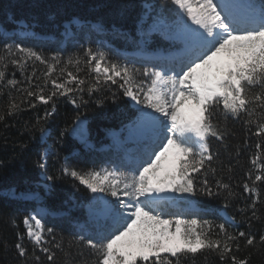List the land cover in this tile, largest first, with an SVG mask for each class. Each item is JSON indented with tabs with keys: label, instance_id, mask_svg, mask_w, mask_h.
<instances>
[{
	"label": "snow or ice",
	"instance_id": "1",
	"mask_svg": "<svg viewBox=\"0 0 264 264\" xmlns=\"http://www.w3.org/2000/svg\"><path fill=\"white\" fill-rule=\"evenodd\" d=\"M117 7L123 12L129 5ZM165 11L174 15L171 23ZM236 12L243 14L246 26H240ZM75 22L76 18L69 23ZM145 25H148L147 31ZM93 27L98 29L100 25ZM136 29L146 37L153 32L169 39L179 36L186 44V51L172 66L162 65L158 69L155 65L136 68L134 64H119L109 61L104 52L91 47L85 50V63L95 73L87 93L91 96L109 82L116 85L124 97L134 102L138 113L129 129L130 138L140 136L146 143L143 154L130 161L128 172L115 166L86 171L62 168L63 175L94 194L93 203L89 205L93 219L98 215L97 206L102 205L105 223L99 230L92 233L82 227L74 236L78 246L91 250L90 258L82 264H197L198 259L207 261L210 255L217 257L220 264H249L248 256L241 258L236 253L241 251L242 243L245 248L264 245V233L257 239L250 232H230L227 225L235 223V216L222 213L220 209H209V214H222L223 222L178 218L172 231L173 221L162 219L154 211L164 199L163 194L169 192L221 198L225 210L233 206L238 193L225 182L223 166L220 177L216 178L214 162L219 160L220 153L211 150L209 140L215 138L227 148L225 141L232 135L227 122L239 120L251 135L261 139L255 145L257 152L250 159L252 168L239 194L247 193L250 202L244 210L238 211L249 224L253 218H261L257 216V205L264 204V119L259 118L264 116V4L257 8L240 0L231 4L224 0H161L159 4L142 6ZM3 53L0 82L5 81L9 64L23 71L27 61L34 60L47 65L46 86L59 63L53 57V63L49 64L41 54L20 44L5 43ZM79 62L78 59L68 61L69 64ZM32 75L35 76V72ZM17 83L15 79H8L3 88ZM50 83L52 91L48 95L43 94L44 87L40 85H36V91H23L27 97L48 104L58 93L61 96L76 91L83 93L86 81L68 71L64 82L50 79ZM70 83L75 87H68ZM115 99L114 92L113 101ZM70 102L77 108L87 104L83 96L79 102L75 98ZM97 103L103 105V101ZM19 109L20 104L12 100L8 115ZM54 112L53 104L52 111H46L40 119L46 121ZM4 119L0 115V120ZM84 123L78 114L71 133L86 142ZM38 124L39 121L33 127ZM39 131L40 144H46L48 130L39 127ZM65 134L59 132L58 139L63 140ZM114 139L120 143L119 138ZM47 153L48 148L38 149L35 166L46 180L53 181L55 177L47 175ZM240 154L237 148L236 157ZM227 171L231 172V167ZM209 173L213 177L211 182ZM51 191L49 184L45 194L50 195ZM33 196L41 199L39 193ZM249 211L251 216L246 214ZM39 216V213L29 214L23 219L32 248L25 246L24 237L18 232L14 244L18 264H43L42 255L47 264H55V250L64 251L62 238L61 242H56L55 228H46ZM11 223L16 225L14 219ZM79 254L83 256V252Z\"/></svg>",
	"mask_w": 264,
	"mask_h": 264
},
{
	"label": "trees",
	"instance_id": "2",
	"mask_svg": "<svg viewBox=\"0 0 264 264\" xmlns=\"http://www.w3.org/2000/svg\"><path fill=\"white\" fill-rule=\"evenodd\" d=\"M160 2L161 0H0V56L4 54L5 43L20 44L41 54L49 64L53 63V57L59 60L50 79L64 82L67 72L71 71L86 81V84L82 86L85 88L83 93L76 91L69 93L68 96H61L58 93L48 104L41 103L35 97H27L26 92L23 91L26 89L36 91V85H40L44 87V95L51 93L50 79L45 86L46 64L29 60L23 71L9 64L6 79L0 82V115L5 117L4 120H0V264H18L14 248L18 232L23 235L25 246L32 248V242L26 236L23 219L34 209V203L6 194L12 191L18 195L38 190L42 196L40 202L42 206L51 212L67 213L55 218L47 216L42 221L46 228H55L56 242H61L62 238L64 251L55 250V264H82L83 260L90 258L91 250L78 246L74 236L80 231L77 224L87 221L85 207L90 202L91 193L84 186L78 185V182H74L72 178L63 175L61 170L65 166L84 171L103 167L106 163V158L103 156L106 154L100 153V146L108 143L107 136L110 132L117 131L133 121L137 111L127 97L121 94V90L110 82L109 85L102 86L101 91L89 96L87 87L94 82L95 73L85 63V50L91 47L94 51L104 52L109 61L119 64H134L136 68L148 67L147 63L136 57L124 58L121 51L134 49L128 42L134 38L137 17L141 13L142 6L145 3L159 4ZM118 5H129V7L121 12ZM165 13L171 14L168 11ZM74 18L80 24L71 23L72 35L65 38L63 32L66 31V24ZM21 22L34 29L36 34L45 37V40L22 37L14 33V30L22 28ZM92 24H99L108 32L99 33L92 30ZM114 29L117 31L114 33L115 37L111 38L110 35ZM5 36L7 39L4 38ZM104 41H110L111 44L108 45ZM77 59L80 61L79 64L68 63L69 60ZM33 72L35 76L32 75ZM8 79H15L18 83L15 86L9 85L3 88V84H6ZM141 79L146 78L141 77ZM67 86L75 87L74 83ZM114 92L116 93L115 101H113ZM81 96L87 104L77 108L70 99L75 98L79 102ZM12 100L20 104V109L8 115ZM97 101H103V105L100 106ZM32 104L35 107H32ZM53 104L55 105L53 115L46 121L40 119L44 117L46 111H52ZM78 114L89 122L90 140L94 145L89 150L84 149L70 136ZM254 118L257 117L254 116ZM259 118L264 119V116ZM38 121V126L33 127ZM39 127H44L49 132L46 144H40ZM227 127L232 133L225 141L227 148L215 138H210L209 144L213 152L220 153L219 160L214 162V167L217 168L216 178L220 177V168L223 166L225 171L222 175L225 182L238 193L233 206L225 210L221 198L211 199L202 195L192 197L187 194L181 196L177 193L180 207L167 204L162 209L167 216L173 218L174 222L178 218H199L211 219L217 224L223 222L224 216L220 213L209 214L208 210L220 209L229 216H235V223L227 225L230 232L246 231L258 239L259 235L264 233V204L257 205L259 209L257 216L261 218H253L250 224L238 209L244 210L246 204L250 202L247 200V193L239 194L242 193V184L247 180V173L252 168L250 159L257 152L255 145L261 138L251 135L247 127L239 120H229ZM254 130L255 126H253ZM62 131L66 134L63 140H59L58 133ZM245 141L248 143L246 144ZM44 148H48L47 175L55 177L53 181L43 179L40 169L35 166L38 158L37 151L38 149L42 151ZM237 148L241 153L239 158L235 155ZM107 154L111 160L116 157L115 151H108ZM229 167L232 169L231 172L227 171ZM208 178L211 182L213 179L211 173ZM41 183L52 185L50 195L45 194L46 190L40 185ZM190 203L196 204L200 210H184ZM246 214L251 216L250 211ZM13 219L16 221L15 226L11 223ZM91 227L92 233L99 230L96 225ZM48 239L51 238L48 237ZM65 252L68 253L67 256ZM81 252L83 256L79 254ZM236 254L241 258L248 256L249 264H264V245L257 244L255 247L245 248L242 243L241 251ZM41 260L43 264H47L43 255ZM197 264H220V262L217 257L210 255L207 261L198 259Z\"/></svg>",
	"mask_w": 264,
	"mask_h": 264
},
{
	"label": "rangeland",
	"instance_id": "3",
	"mask_svg": "<svg viewBox=\"0 0 264 264\" xmlns=\"http://www.w3.org/2000/svg\"><path fill=\"white\" fill-rule=\"evenodd\" d=\"M225 3H233L234 0H224ZM240 2L244 3H254L257 8H259L262 4H264V0H240ZM146 4V3H145ZM144 4V5H145ZM236 15L238 17L240 26H246V20L243 17V14L240 12H236ZM165 16L168 20L169 23H171L174 20V15L172 14H167L165 13ZM149 23H151L149 21ZM190 23V22H189ZM22 28H18L14 30V33H18L22 37H38V34H36L35 30L28 27L25 23H21ZM71 25L68 24L66 31L64 32V35L67 37H70L72 35L71 31ZM148 25H145V31H147ZM13 34V33H11ZM111 38H114L115 36L112 34L110 36ZM106 44L110 45V41H104ZM129 45H132L136 50L135 51H122L121 54L123 55L124 58H129L131 56L135 57H140L143 59L148 60L149 62L153 63H148L147 65L149 66L148 68H151L153 65H155L158 69L160 66L165 65V66H172V64L180 57H182L185 54L186 51V44L183 40H175L174 36L173 38L169 39L166 38L164 35L158 32H153L151 33L150 37L142 36L139 32H135L134 38L132 41L128 42ZM146 47V49H143ZM121 55V57H122ZM175 55V59H172L171 57ZM128 61H131L128 59ZM123 64H129V63H123ZM128 99V98H127ZM129 100V99H128ZM130 101V100H129ZM130 104L135 107L132 102L130 101ZM138 115V113H137ZM136 115V117H137ZM136 117L134 120H136ZM133 120V121H134ZM128 123L125 125L122 129L128 130L132 127V122ZM121 130V129H120ZM119 130V131H120ZM118 130L117 131H112L110 134L107 136L108 143L103 144L100 146L99 151L100 153H105L106 155L103 156L106 159V163L103 167H117L119 170L128 172L129 171V163L130 161H133L136 157L141 156L143 154V149L145 147V139L140 136H132L130 138L129 132H123L121 135H118ZM114 138H119L120 143L117 144L116 139ZM93 142L89 140L87 144L83 146L84 149L89 150L93 147ZM141 147V148H140ZM108 151H115L116 157L111 160L108 156ZM43 179H46L45 176H43ZM40 185L43 186V188L46 190L47 189V184L46 183H41ZM33 193H39V191H28V192H23L18 195H14L17 198L20 199H25L29 201H34V209L31 210L29 214H36L39 213L40 216L39 218L42 219L45 218L47 215H50V213L41 205L39 204V201L41 199H37L35 196H33ZM9 194V193H8ZM10 195V194H9ZM94 194L91 193V199L90 202L86 205L85 209L87 210V221L82 222L78 225V227L81 229L87 228L89 232H91V226L96 225L98 228H100L101 225L105 223L103 213H102V205L97 206V218L93 219L90 214H89V205L93 203L92 201V196ZM95 195H101V194H95ZM164 199L159 203V205L156 207L154 214L159 215L162 219H169L173 221L172 224V231L175 230V223L172 217L167 216L164 213V210L162 209L163 206L169 204L173 205L175 207H180V202L178 201L177 198V193H166L163 194ZM39 196L41 197V194L39 193ZM108 199H114L111 197H108ZM78 206V205H77ZM75 207V205H74ZM196 206L193 203H190L186 205L184 210L191 211V210H196Z\"/></svg>",
	"mask_w": 264,
	"mask_h": 264
},
{
	"label": "water",
	"instance_id": "4",
	"mask_svg": "<svg viewBox=\"0 0 264 264\" xmlns=\"http://www.w3.org/2000/svg\"><path fill=\"white\" fill-rule=\"evenodd\" d=\"M81 119H83L85 121V123H84V137L86 138V142H87L89 140V138H90L89 124H88L89 122L83 116H81ZM70 136L72 138H74L75 140H77L79 145H85L86 144L85 139H82L80 136L73 135L71 133V131H70ZM11 193L15 194V191H12Z\"/></svg>",
	"mask_w": 264,
	"mask_h": 264
},
{
	"label": "bare ground",
	"instance_id": "5",
	"mask_svg": "<svg viewBox=\"0 0 264 264\" xmlns=\"http://www.w3.org/2000/svg\"><path fill=\"white\" fill-rule=\"evenodd\" d=\"M252 4H254V3H252ZM193 27H195V26H193ZM174 38H175V40H183V38H181V37H179V36H174ZM184 41V40H183ZM143 49H146V47H144ZM172 59H175V55H173L172 57H171ZM132 102V101H131ZM132 104L134 105V102H132ZM135 106V105H134ZM136 107V106H135ZM120 130V129H119ZM118 130V135H121L123 132L125 133V132H129V129L128 130H124V129H122L121 128V130L119 131ZM129 134H130V132H129ZM87 144V143H86Z\"/></svg>",
	"mask_w": 264,
	"mask_h": 264
}]
</instances>
